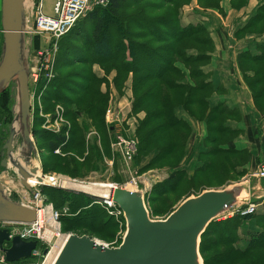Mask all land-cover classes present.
<instances>
[{
    "label": "trees",
    "instance_id": "16d2710c",
    "mask_svg": "<svg viewBox=\"0 0 264 264\" xmlns=\"http://www.w3.org/2000/svg\"><path fill=\"white\" fill-rule=\"evenodd\" d=\"M192 1L107 0L105 6L94 8L61 40L56 76L48 84L43 97V105L52 108V111L45 109V112H53L58 105L64 106L66 119L71 124L69 138L65 132L53 134L44 131L40 127L44 120L38 116L35 118L39 127L38 131H34L36 139L43 144L49 156L60 159L58 171L76 175L90 170L94 173L102 170L101 173H104L101 166L103 158L112 156L110 132L105 124L109 97L102 92L104 79L95 74L94 67L99 66L106 75L115 73L114 83L119 90L132 75L134 112L145 113L136 131L138 154L135 159L142 162L150 157L144 170L176 162L174 167H169V177L153 189L148 205L151 217L174 212L164 210L162 203L159 206L155 204L176 193L182 186L190 187L194 193L201 191L186 199L207 190H219L194 189L193 184L214 174L221 158L228 157L234 161L232 172L238 180L233 183L240 182L247 174L245 167L252 157L249 150L235 149L234 142L241 132L228 127L229 122L241 120L239 110L225 104L210 105L209 100L217 90L209 82L204 68L210 64L216 46L204 24L185 26L182 23L183 9ZM197 1L203 10L221 9L222 0ZM258 1L262 5L241 29V36L264 35V0ZM248 2L231 0V6L241 10ZM2 44L3 36L0 35V51ZM39 46L40 39H34L33 48L38 49ZM259 51L258 56L241 53L238 67L253 95L256 108L264 115V46L259 47ZM187 73L192 85L185 83ZM11 87L0 95V149L3 130L13 119ZM178 109L207 125V136L193 175L182 168L192 128L177 115ZM84 117L91 119L97 131V137H91L89 141L86 124L81 121ZM257 131V139L261 140L264 132L259 128ZM161 142L167 146L155 147ZM56 151L61 154L70 152L72 156L63 157ZM40 160L46 175L48 163L41 156ZM42 193L55 210H60L64 203H68L71 214L81 210L76 216L60 217L67 235L97 236L105 242L113 240L118 224L101 207L92 205V197L53 187L43 188ZM89 205L92 207L89 208ZM251 221V230L257 233V238L242 248L240 231L244 223L246 225ZM200 254L204 264H264V208L247 217L235 215L228 220L212 222L201 236Z\"/></svg>",
    "mask_w": 264,
    "mask_h": 264
},
{
    "label": "water",
    "instance_id": "95a60500",
    "mask_svg": "<svg viewBox=\"0 0 264 264\" xmlns=\"http://www.w3.org/2000/svg\"><path fill=\"white\" fill-rule=\"evenodd\" d=\"M25 1L1 0L3 44L0 82L4 85L0 94L12 83L17 87L13 119L1 137L0 168L5 171L14 168L21 185L35 195L30 180L35 178L43 183L45 176L41 164L33 168L23 165L31 162L35 152L29 86L31 47L27 48L24 33ZM20 140L23 147L16 156ZM38 173H41L40 177ZM49 186L67 191L78 190L77 193L86 195L91 193L66 180L53 181ZM248 190L245 184H240L223 190L205 191L185 200L165 220L151 219L141 189L110 190L109 195L125 215L126 234L121 245L108 248L89 236L66 235L54 264H204L200 254L201 236L212 222L236 212L249 202ZM37 219V210L8 195L0 183V223L30 225ZM37 247L35 241L26 242L20 237L10 239L8 230L0 231V252L8 263L30 259ZM47 254L48 250L44 256Z\"/></svg>",
    "mask_w": 264,
    "mask_h": 264
},
{
    "label": "crops",
    "instance_id": "0c3cea01",
    "mask_svg": "<svg viewBox=\"0 0 264 264\" xmlns=\"http://www.w3.org/2000/svg\"><path fill=\"white\" fill-rule=\"evenodd\" d=\"M50 1L48 4L49 2L47 3L46 0L44 9L48 16L53 15L55 0ZM261 5L262 3L260 4L258 0H249L246 7L236 10L232 8L231 0H222L220 10H203L198 1L193 0L182 12V23L185 26L204 24L215 42L216 50L212 54L211 62L204 68L205 73L208 74L209 82L217 90L209 102L211 107L225 104L229 108L239 110L241 114V120L229 122L228 127L241 132L234 142L235 149L249 150L252 154L249 164L245 167L247 174L239 183L243 182L247 186L250 192L249 198L256 205L259 201L257 199L263 200L259 203L260 206L257 205L258 210L259 207L264 206V182L253 179L252 175L264 163V137L261 140L257 139L258 128L264 132V115L256 108L253 95L238 67V57L243 52L258 56L260 54L259 47L264 46V35L261 37L256 35L241 36V29L257 14ZM188 12L190 15L187 14ZM179 67L184 68L180 64ZM94 72L104 79L101 90L109 97L106 113L110 112L111 120L117 121L114 123L116 128L114 131L122 136L136 137L137 128L140 121L145 118V114L143 112L136 116L128 115L127 110L132 109L134 103L132 75L119 90L114 83L115 73L106 75L97 65L94 67ZM185 83L193 84L188 73ZM177 115L192 128V135L187 144V156L182 163V168L189 175H193L197 159L202 152L203 141L207 136V125L205 122L190 117L183 109H178ZM107 119L110 120L105 114V124ZM166 173L169 177V173L167 171ZM0 175H4L5 178L9 177L6 172ZM243 229L240 231L241 235H243Z\"/></svg>",
    "mask_w": 264,
    "mask_h": 264
},
{
    "label": "rangeland",
    "instance_id": "374dc122",
    "mask_svg": "<svg viewBox=\"0 0 264 264\" xmlns=\"http://www.w3.org/2000/svg\"><path fill=\"white\" fill-rule=\"evenodd\" d=\"M45 2H46V0H45ZM50 2H51L50 0H47L48 4H50ZM28 9L29 8L27 7L26 8V10H27L26 13H28V11H29ZM187 14L190 15V12H188ZM0 17H1V0H0ZM30 42L33 44V40L25 35V43L27 44V48L31 47V50L34 51V48H33V46H31ZM59 45H60V43H59ZM42 47H44V44H42L40 42L39 48H42ZM25 51L26 50L24 48V52ZM1 57H2V50L0 51V60H1ZM31 59H32V57L30 56L29 64H30V60ZM56 62H57V58H56ZM55 66H56V64H55ZM10 86H12L10 92L12 94L11 95V100H12V110H13L14 106L16 105L15 95H16V87H17V85L12 83ZM14 89H15V92H14ZM43 97H44V93L43 94L41 93L40 96L37 97L34 100V111H32V130L33 131H35V130L38 131L39 127L35 123V118L38 116L39 118L44 120L43 125L40 126V127H42V129L44 131H47V132H50V133H53V134H57L55 131L47 130L44 127L45 124H46V121H47L44 118V115L50 116L51 118L54 117L57 114V108L58 107L55 106V108H54L55 110L53 112H45V109H46V111H52V108L49 109L50 105H43ZM40 104H41V107H40ZM133 105H134V103H133ZM58 106H61V105H58ZM62 108H63V116H64V118H63L64 125L62 126L61 133L65 132L67 138H69L70 130H71V124L66 119V112H65L64 106H62ZM127 112H128V115H130V116H136V115L140 114V113H138V114L135 113L134 112V108L128 109ZM106 114L110 118V120H108V119L106 120V122H107L106 123V127L109 130V132H110L112 156L111 157L104 156V158H103V162H102L101 166L105 170L104 173H101L102 170L97 172V173H94L93 171L91 172V170H90V171H84L82 174L76 175L75 173L69 174L66 171H64V172L63 171H58L57 165H58V162H59L60 159L48 155V153L45 151V148L43 147V144L42 143H38V141L36 139V136H35V132H34V140H33L34 148H35L34 151L35 152H34V155L31 156L32 160L27 166L30 167V168H33L36 165H40L41 164L40 163L41 162L40 161V157L38 155V151H39V154H40L42 160H46L47 163H48L47 164L48 174H46V175L44 174V175H45L46 179L48 178L49 180L51 178H54V179H67V180H70V182L75 180V181H79L81 183H92V184L96 183L98 185L99 184H103V185L104 184H112V185L116 184V185L119 186V189H123L127 185L131 184L133 182V180H135V181L140 182V185H143V187L147 191L146 200H147V206H148L149 205V200L151 198V195L153 193V189H154L155 185L158 182L159 183L160 182H164L168 178V174L166 173V171L167 172L170 171L169 167H174L176 162L175 163L171 162L169 165L166 164V166H159L158 165L154 169L144 170V168L147 167V165H148L147 162H149L150 157L141 160L142 162H139L140 160L138 161L137 159H135V158H137L136 156L138 154V143H137V140H136L137 138L136 137H131V136L130 137L122 136L121 134L119 135L118 132H115L116 130L115 131L113 129L111 130L110 129L111 127L115 128L114 123L117 122V121L111 120L110 112H107ZM81 121L86 124L87 132H89V135H88V138H87L88 141H89L90 137H92V138L93 137H97V131H96L94 125L92 124L91 119L90 118L88 119V118L84 117ZM120 139H124L127 142L131 141V140H134L136 142V144H137V152H136V154L133 156V158L131 160H129V159L127 161L124 160V157H123V154H122L123 147H121V148L118 147V143H119ZM171 139L174 140L173 136H172ZM166 141H167V139L162 141V142H166ZM162 142H161V144L159 146H155V147L162 148V147L167 146V144L166 145L162 144ZM22 147H23V144H22V142L20 140V144H19V146H18V148L16 150V156L19 155ZM59 154L62 155L63 157L72 156V153H70V152L66 153V154H61V153H59ZM43 155H44V157H43ZM225 158L227 159V161H226V159L222 160V158L219 160L220 165L217 168V170L214 171L215 172L214 174H212L210 176H205L203 178H200L199 180L197 179L198 181H196V183L193 184V188L194 189H196V188L197 189L212 188V189H219L220 190V189H224L227 184H231L232 185L233 182H236L238 179L234 178V175H233V172H232L234 161L229 159L228 157H225ZM23 163H25V162H23ZM30 164H31V166H30ZM54 167H56V168H54ZM77 167L79 168L78 165H77ZM3 172H6V174H8L9 177L5 178L4 175H0V177H1L0 183L2 185H5V184L6 185L7 184L10 185L11 184L10 186L15 187V188L18 189L19 185H21V184H20L19 178L14 173V168L11 167V169H9V171H5V170H2L0 168V174H2ZM38 187L39 186L37 185V188ZM43 188H50V187L49 186L42 187L41 188V192H42ZM94 190L96 192H94ZM94 190L91 189V191L94 194H96V195H98L99 193L101 195L106 193V189H101L100 187H95ZM76 191H78V190H76ZM76 191L73 190V192H76ZM191 191H193V190H191L190 187L186 188V187L182 186V188L179 191H177L176 193H174V194H172V195H170L168 197H165L164 199H162L161 201L156 203L155 206H159V204L162 203V207L164 208V210L171 209V211H174V210H176L179 207V205L189 195H194V194L197 195L198 193L201 192V191H196L197 193H194V192H191ZM14 192L15 191H12V195L9 194V193H7V194L12 196V197H14L17 201H20V202L22 201L23 202V198H22L23 196L20 199V197H19L20 194H17V193H14ZM42 195H43V193H42ZM24 198L26 200L30 199L28 197V195L26 197H24ZM30 200H32V202H33V198H31ZM43 200L45 201V207L52 208L54 210V212L58 214V216H59L58 217V221H53L51 214L47 217V219H45L46 220L44 222V226L46 228L45 238L48 241H47V243H45V245L39 244L38 247H37V250L42 255L39 256V257H31L30 259H28L26 261H22V262H20L18 264H43V260H44L43 254H44V252L46 250H49V248H55V244H58L59 240L61 242L62 239L64 237H66V235H67L66 233H64L63 225L60 222V217L62 215L68 216V217H72V216L78 215L81 212V210H79V211L76 212L75 215L71 214L70 210H69V207H68V203L67 204L64 203L60 210H55L53 205L47 202V199H46V197L44 195H43ZM257 200H259L257 202V205H259V203H261L263 201L261 199H257ZM67 201H65V202H67ZM92 205H96V206L101 207L105 211V213L109 217L113 218L115 220V222L118 224L117 230L114 232V236L112 238L113 240L111 242H109V241L105 242V241H103L102 238H99L97 236H94L95 238H93V239L95 241L100 242L101 244H108V245L111 246V248L112 247H119L121 245V243H122V238L124 237V234H126V224H125L124 218L118 217V216H111L110 213H109L108 206L104 205V203L100 204V202L93 201ZM92 205H89V208L92 207ZM50 208H47V209L51 213V209ZM263 208H264L263 206L259 207L258 211L261 212L263 210ZM168 216H169L168 214L158 215V216H155V217L152 216V219H154V220H164ZM224 220H228V218H223L220 221H224ZM1 227L2 226L0 225V228ZM243 227H244V229L242 231L243 235L240 234L239 240H240V246L242 248H245L249 241H252V240L257 238V233L251 231V229L253 228L252 221L247 223L246 225L244 223ZM11 230H12V228H11ZM48 230H52L53 233H49ZM244 232H245V234H244ZM69 235H73V234L69 233ZM84 236H89V235H84ZM89 237H91V236H89ZM7 264H12V263H7Z\"/></svg>",
    "mask_w": 264,
    "mask_h": 264
},
{
    "label": "built area",
    "instance_id": "2783aa9c",
    "mask_svg": "<svg viewBox=\"0 0 264 264\" xmlns=\"http://www.w3.org/2000/svg\"><path fill=\"white\" fill-rule=\"evenodd\" d=\"M107 0H55L53 5V15L48 16L45 14V0H34V5L32 8V17L34 18V26L29 28L27 31V35L30 36V39L33 40L34 36H42L46 41V46L38 51H32L30 60V70H29V86L30 93L32 99V111H34V100L40 96V94L45 93V90L48 84L54 80L55 73V59L56 53L58 50L57 44H52L53 40H60L62 37L67 35L76 24L85 18L94 7L97 6H105L107 4ZM1 21V17H0ZM0 35L3 36L2 26H0ZM31 43V42H30ZM31 46L33 44L31 43ZM42 88V89H41ZM41 107V104H40ZM57 114L54 117H50L44 115V118L47 120L45 124V128L47 130H53L57 134L61 133L62 126L64 125V116H63V108L62 106H57ZM53 121H52V120ZM118 147H123L122 154L124 160H131L133 155L136 152L135 144L133 142H127L124 140H119ZM56 153H60V151H56ZM252 178L261 182H264V163H262L258 169L253 173ZM54 182L59 180H66L68 183L81 187H98L96 183H81L79 181H72L67 179H54ZM52 184V183H51ZM11 185V184H10ZM10 185H3L6 193L12 195V191L14 193L20 194L23 198L22 204L32 209L38 211V219L35 223L30 225H19V224H11V223H0L2 226L1 230H8L9 238L14 239L15 237H20L22 240L26 242L35 241L40 244L45 245L47 243V239L45 238L46 228L43 226V222L39 216V212L45 211L47 208L45 207V201L43 200V195L41 192V188L38 187L34 189L35 195L29 193L22 185H19V188L12 187ZM100 185V184H99ZM110 185V184H108ZM138 181L133 180V182L127 185L124 188L138 189ZM102 186V185H100ZM107 187V186H106ZM123 188V189H124ZM20 189V190H19ZM106 189L107 196H98L96 197V201L100 202V204L104 203L109 208V213L111 216H118L124 218V212L120 209V207L114 202L113 198L109 195L110 190L119 189V186L113 184L112 187L104 188ZM28 197L32 200H26L24 197ZM51 215L53 221H58V214L54 212L52 208ZM258 211V206L253 201H249L243 205L242 208H239L236 212H233L226 218L233 217L234 215H241L242 217H247L253 214H256ZM126 222V221H125ZM126 224V223H125ZM12 228V230H11ZM125 236V234H124ZM124 237L122 238L123 241ZM104 246L111 248L110 245L104 244ZM56 247V245H55ZM113 248V247H112ZM116 248V247H115ZM54 248H49L47 256H44L43 264H46L48 255L53 251ZM42 254L36 250L33 254V257H39ZM6 257L3 253L0 252V264H7Z\"/></svg>",
    "mask_w": 264,
    "mask_h": 264
},
{
    "label": "bare ground",
    "instance_id": "6f19581e",
    "mask_svg": "<svg viewBox=\"0 0 264 264\" xmlns=\"http://www.w3.org/2000/svg\"><path fill=\"white\" fill-rule=\"evenodd\" d=\"M33 5H34V0H26L25 1V25H24V33L26 34L27 33V31H28V29L29 28H32L33 26H34V18L32 17V8H33ZM29 8L28 10V13H26V8ZM94 8H96V7H94ZM94 8H93V10H94ZM92 10V11H93ZM90 14V13H89ZM88 16V15H87ZM86 16V17H87ZM86 17L85 18H83L81 21H79L77 24H76V26L72 29V30H74L77 26H78V24L80 23V22H82L84 19H86ZM71 30V31H72ZM70 31V32H71ZM69 32V33H70ZM68 33V34H69ZM67 34V35H68ZM67 35H65L64 37H66ZM26 36H28L29 38H30V36L29 35H27L26 34ZM64 37H62L60 40H53L52 41V44H57V46H58V50H57V53H56V58H57V55L59 54V48H60V45H59V43L61 42V40L64 38ZM36 38H39L40 39V42L42 43V44H44V47L46 46V41H45V39H44V37H42V36H34V38H33V44H34V39H36ZM43 46V45H42ZM44 47H42V48H39V49H34V51H38V50H41V49H43ZM26 52V51H25ZM31 52H32V50H31ZM55 64H56V59H55ZM4 85V83L3 82H0V89H1V87ZM110 129H113V130H116L115 128H113V127H111ZM121 140H124V139H121ZM125 141V140H124ZM128 142H133L134 144H135V148H136V152H137V144H136V142L134 141V140H131V141H128ZM136 152H135V154H136ZM134 154V155H135ZM133 155V156H134ZM133 158V157H132ZM29 164V163H28ZM23 165H25V166H27V164L25 163V164H23ZM36 166H39V165H36ZM33 167V166H32ZM38 176L40 177L41 176V173H38ZM45 176V175H44ZM53 182V180H52V178L49 180L48 178L46 179V177H45V179H44V182L43 183H39L38 181H37V179H32V180H30V184H31V186L33 187V189H36L37 188V185L40 187H42V186H49V184H51ZM139 183V185H138V188L139 189H141L142 191H143V194H144V201H145V206L147 207V209H148V206H147V200H146V195H147V191L145 190V188L143 187V185H140V182H138ZM240 184H244L243 182L242 183H237V184H232V185H229V186H227V187H225L224 189H226V188H228V187H232V186H235V185H240ZM100 185H103V184H100ZM100 185H97L98 187H100L101 189H104V188H109V187H112L113 185L112 184H110V185H108V184H104L103 186H100ZM107 186V187H106ZM95 189V187H92V190H94ZM220 190H223V189H220ZM207 191H210V190H207ZM94 192H96L95 190H94ZM205 192V191H204ZM202 194V193H201ZM98 196H107V193H105V194H103V195H101L100 193L98 194ZM199 196V195H198ZM191 197H197V196H191ZM190 197V198H191ZM189 199V198H188ZM187 200V199H186ZM185 201V200H184ZM183 201V202H184ZM182 202V203H183ZM181 203V204H182ZM180 204V205H181ZM179 205V206H180ZM243 207V205L240 207V208H242ZM148 212H149V214H150V211H149V209H148ZM51 213H50V211L47 209V210H45V211H43V212H39V216H40V218H41V220H42V222H43V226H44V222L46 221L45 219H47V217L50 215ZM172 214V213H171ZM170 214V215H171ZM230 214H232V213H228V214H226V215H224V216H222V217H220V218H218L216 221H220L221 219H223V218H226V217H228ZM169 215V216H170ZM239 215V214H238ZM168 216V217H169ZM235 216V215H234ZM233 216V217H234ZM150 217H151V214H150ZM167 217V218H168ZM233 217H230V218H228V219H231V218H233ZM166 218V219H167ZM151 219H152V217H151ZM154 220V219H153ZM165 220V219H164ZM45 227V226H44ZM49 231V233H53L52 232V230H48ZM63 237V236H62ZM65 240H66V237H64L63 239H62V241L60 242V240H59V243L58 244H55L56 245V247L53 249V251L48 255V258H47V262H46V264H54V262H55V260H56V258H57V256H58V253L60 252V250L62 249V247H63V245H64V243H65ZM60 244V245H59ZM58 250V251H57ZM13 264V263H12Z\"/></svg>",
    "mask_w": 264,
    "mask_h": 264
}]
</instances>
